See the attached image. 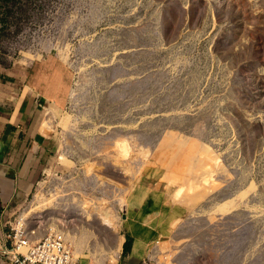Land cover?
Masks as SVG:
<instances>
[{
  "label": "rangeland",
  "instance_id": "obj_1",
  "mask_svg": "<svg viewBox=\"0 0 264 264\" xmlns=\"http://www.w3.org/2000/svg\"><path fill=\"white\" fill-rule=\"evenodd\" d=\"M21 93L49 140L12 211L32 239L114 264L144 178L178 216L145 264H264V0H0V112Z\"/></svg>",
  "mask_w": 264,
  "mask_h": 264
},
{
  "label": "crops",
  "instance_id": "obj_2",
  "mask_svg": "<svg viewBox=\"0 0 264 264\" xmlns=\"http://www.w3.org/2000/svg\"><path fill=\"white\" fill-rule=\"evenodd\" d=\"M5 102L12 109L8 114L0 112V222L4 217L7 219L6 210L28 199L49 147L48 136L40 132L37 121L42 101L34 94L21 93ZM176 210L164 192L153 188L150 181L140 179L128 198L123 217L122 255L114 264H145L142 256L150 245L170 233L178 217ZM127 237L130 244L125 253ZM0 264L10 263L0 256Z\"/></svg>",
  "mask_w": 264,
  "mask_h": 264
},
{
  "label": "built area",
  "instance_id": "obj_3",
  "mask_svg": "<svg viewBox=\"0 0 264 264\" xmlns=\"http://www.w3.org/2000/svg\"><path fill=\"white\" fill-rule=\"evenodd\" d=\"M6 211L7 219L0 222V256L10 264H81L61 234L51 232L46 237L30 239L24 218L16 217L13 209Z\"/></svg>",
  "mask_w": 264,
  "mask_h": 264
},
{
  "label": "bare ground",
  "instance_id": "obj_4",
  "mask_svg": "<svg viewBox=\"0 0 264 264\" xmlns=\"http://www.w3.org/2000/svg\"><path fill=\"white\" fill-rule=\"evenodd\" d=\"M109 213L106 212V211L101 210V211H99V217H100L102 223H104L106 226H108L109 228H112V229H116L115 220L112 217V215H110L111 213L110 214ZM23 218H24V216H23ZM24 220L26 222H28L26 220V218H24ZM29 238L32 239V236H30V232H29Z\"/></svg>",
  "mask_w": 264,
  "mask_h": 264
},
{
  "label": "trees",
  "instance_id": "obj_5",
  "mask_svg": "<svg viewBox=\"0 0 264 264\" xmlns=\"http://www.w3.org/2000/svg\"><path fill=\"white\" fill-rule=\"evenodd\" d=\"M129 244H130V238L127 237V243L125 244V247H124V249H125V253L128 252V246H129Z\"/></svg>",
  "mask_w": 264,
  "mask_h": 264
}]
</instances>
